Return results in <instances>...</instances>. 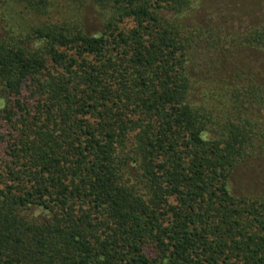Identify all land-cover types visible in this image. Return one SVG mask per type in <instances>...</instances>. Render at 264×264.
Returning <instances> with one entry per match:
<instances>
[{
    "label": "trees",
    "instance_id": "16d2710c",
    "mask_svg": "<svg viewBox=\"0 0 264 264\" xmlns=\"http://www.w3.org/2000/svg\"><path fill=\"white\" fill-rule=\"evenodd\" d=\"M199 2L0 0V264H264V17Z\"/></svg>",
    "mask_w": 264,
    "mask_h": 264
},
{
    "label": "rangeland",
    "instance_id": "374dc122",
    "mask_svg": "<svg viewBox=\"0 0 264 264\" xmlns=\"http://www.w3.org/2000/svg\"><path fill=\"white\" fill-rule=\"evenodd\" d=\"M85 9H87L85 15L87 31H100L101 27L97 21L95 10L93 11L92 8H88L87 6ZM262 17H264V0H200L197 10L189 15V20L194 24H204V28L207 29L212 25H215L223 31L224 37H228L229 35L248 31L256 26ZM230 38L231 36L228 37V39ZM251 56L240 57L243 61L242 63L257 58L258 62H256V64L254 63L255 66L251 63V67L256 71H259V74H262L261 70H264L262 56ZM217 73L220 74V78L227 81L230 80L226 73L221 71H217ZM222 83L230 87L228 83L221 81V84ZM213 84L215 85L216 82L214 81ZM245 179L246 177L242 175L240 171H237V173L231 178L230 184L234 191L238 192L237 194L248 191V189L246 191L248 182L244 181ZM34 212L35 215L39 213V211Z\"/></svg>",
    "mask_w": 264,
    "mask_h": 264
}]
</instances>
